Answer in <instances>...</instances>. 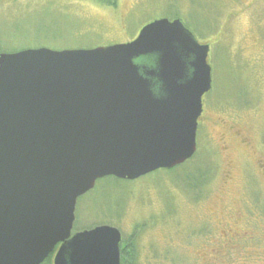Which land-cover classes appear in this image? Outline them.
Here are the masks:
<instances>
[{
  "label": "water",
  "instance_id": "water-1",
  "mask_svg": "<svg viewBox=\"0 0 264 264\" xmlns=\"http://www.w3.org/2000/svg\"><path fill=\"white\" fill-rule=\"evenodd\" d=\"M208 53L168 19L124 44L0 53V264H42L58 244L53 264H119L117 229L71 234L76 202L193 157Z\"/></svg>",
  "mask_w": 264,
  "mask_h": 264
},
{
  "label": "rangeland",
  "instance_id": "rangeland-1",
  "mask_svg": "<svg viewBox=\"0 0 264 264\" xmlns=\"http://www.w3.org/2000/svg\"><path fill=\"white\" fill-rule=\"evenodd\" d=\"M114 2L0 0V53L123 44L162 18L209 46L212 87L193 158L134 181H97L76 202L72 233L115 226L134 243L127 264H264V0ZM241 208L253 219L240 229L232 213ZM232 221L233 236L248 233L244 243L233 237V251Z\"/></svg>",
  "mask_w": 264,
  "mask_h": 264
},
{
  "label": "flooded vegetation",
  "instance_id": "flooded-vegetation-1",
  "mask_svg": "<svg viewBox=\"0 0 264 264\" xmlns=\"http://www.w3.org/2000/svg\"><path fill=\"white\" fill-rule=\"evenodd\" d=\"M202 114H203V108H202ZM202 114H201V116H202ZM200 118H199V121H200ZM199 121H198V123H199ZM196 195H197V193H196ZM240 210L241 211H239V210L236 209V210H234V212L232 214H233V218H237V217L240 218V229H241L242 225L246 224L248 221H252V219H253L252 216L253 215L251 213L249 215L247 213H245V215H244L243 214V209L241 208ZM236 224L238 225V223L236 221H232L231 226L228 228L229 231L232 234L231 233L230 234L226 233L230 237V241H229V243H228L227 246L232 251H233V249H236L237 248V244L231 245L232 244L233 237H235L234 239H236V241H241L242 243H244V242H246L245 235L248 234L246 232H244V233L242 232V234H236L235 236H233V233H234V229L236 227ZM104 225H108V226H111V227H114L115 228V226H113L111 224H108V223H105ZM117 230L120 233L119 264H127L128 263L127 262L128 261V258H130L132 256V253L135 255L134 243H133L132 240L124 241L123 238H122V235H121L120 230L119 229H117ZM243 247L245 248V246H243ZM230 250H228V251H230ZM255 256H256V254H255ZM257 257L261 261L264 260V251L262 250ZM213 259H214V257H213Z\"/></svg>",
  "mask_w": 264,
  "mask_h": 264
},
{
  "label": "trees",
  "instance_id": "trees-1",
  "mask_svg": "<svg viewBox=\"0 0 264 264\" xmlns=\"http://www.w3.org/2000/svg\"><path fill=\"white\" fill-rule=\"evenodd\" d=\"M101 4H103V5H106V6H109V7H114L115 6V2H114V0H98ZM15 52V51H14ZM47 262V263H46ZM45 263L46 264H50V261H49V259L46 261ZM44 263V264H45Z\"/></svg>",
  "mask_w": 264,
  "mask_h": 264
},
{
  "label": "clouds",
  "instance_id": "clouds-1",
  "mask_svg": "<svg viewBox=\"0 0 264 264\" xmlns=\"http://www.w3.org/2000/svg\"><path fill=\"white\" fill-rule=\"evenodd\" d=\"M163 95L164 93L162 91H159V92L154 93V98L160 99L162 98Z\"/></svg>",
  "mask_w": 264,
  "mask_h": 264
}]
</instances>
